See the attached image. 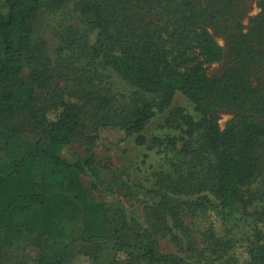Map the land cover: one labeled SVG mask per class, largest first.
<instances>
[{
    "label": "trees",
    "instance_id": "16d2710c",
    "mask_svg": "<svg viewBox=\"0 0 264 264\" xmlns=\"http://www.w3.org/2000/svg\"><path fill=\"white\" fill-rule=\"evenodd\" d=\"M238 8L239 0L205 7L200 0H0V262L22 238L35 237L40 247L64 238L75 203L85 239L101 244L109 236L105 204L80 175H97L100 139L132 138L166 160L148 187L154 201L146 205L141 264H242L243 257L264 264V1L249 26L230 35L223 74L211 78L206 67L222 55L206 23ZM64 9L70 22L60 51L79 79L74 94L60 90L35 43L39 14ZM159 25L177 47L194 43L203 59L176 66L158 40ZM110 72L129 87L124 109L105 85ZM179 96L188 103L176 105ZM225 109L239 116L222 129ZM161 114V131L148 136ZM86 124L93 135H85ZM82 138L86 154L66 159L64 149ZM255 182L260 188L250 190ZM256 204L255 241L241 257L214 218L225 223ZM158 235L178 253H160ZM36 264L53 263L42 256Z\"/></svg>",
    "mask_w": 264,
    "mask_h": 264
},
{
    "label": "rangeland",
    "instance_id": "374dc122",
    "mask_svg": "<svg viewBox=\"0 0 264 264\" xmlns=\"http://www.w3.org/2000/svg\"><path fill=\"white\" fill-rule=\"evenodd\" d=\"M262 1L264 0H239V8L234 16L222 19L215 24L206 23L222 51L218 61L206 63L208 75L211 78L221 76L226 70L230 52V35L238 25L249 26L250 20L259 11V3ZM200 2L205 7L209 0H200ZM69 22L70 16L66 9L53 13L49 10L41 12L37 18L35 43L42 50L60 90L74 94L81 90L77 84L79 79L69 74L71 69L66 66L62 58L66 54L60 51V46L63 44L62 36ZM157 27L160 30L158 40L176 66L184 70L192 64L194 59H203L194 43L187 41L184 46L177 47L171 39L167 38L168 33L163 31V25ZM28 73L25 74L26 78ZM109 74L110 77L106 78L105 85L113 91L115 107L124 109L129 87L113 72ZM262 74L264 79V71ZM187 103L181 96L176 100V105ZM219 114L222 129L239 116L236 111L227 109L221 110ZM164 119L165 114L158 115L148 125L147 135L151 136L161 131L159 127ZM258 119L264 122L263 117ZM86 125L85 135H93L91 127ZM150 146L151 143L147 147ZM94 150L99 171L97 175H80V179L89 189L92 199L105 204L103 218L106 221L109 236L101 240L102 243H99L101 246L95 241L85 239L84 213L81 206L75 203L70 212L64 238L57 242L48 240L42 247L35 243L37 242L35 237L22 238L4 252L0 264H36L42 256L53 264H141L140 249L144 229L148 226L146 205L154 201L148 187L152 183L153 172L162 167L166 160L155 150L137 146L132 138L113 143L107 139H100ZM86 151L87 146L82 138L66 147L62 155L72 161L83 157ZM253 188H260V184L253 183L250 190H254ZM260 208L261 206L256 204L245 211L237 210L235 217L225 223L218 216L214 218L221 234L236 241L241 257L245 254L247 245L255 241L256 211ZM190 222L192 221L187 219V223ZM205 223L204 221L203 224ZM113 231H116L120 239L112 236ZM157 242L160 253H178L168 236L158 235ZM243 259L242 264H248L247 258L243 257Z\"/></svg>",
    "mask_w": 264,
    "mask_h": 264
}]
</instances>
